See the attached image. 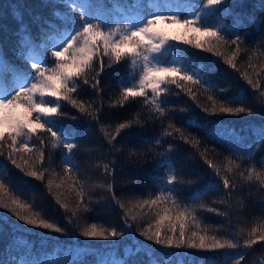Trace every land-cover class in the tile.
<instances>
[{"label":"trees","instance_id":"16d2710c","mask_svg":"<svg viewBox=\"0 0 264 264\" xmlns=\"http://www.w3.org/2000/svg\"><path fill=\"white\" fill-rule=\"evenodd\" d=\"M205 3L206 0H0V95L18 90V85L25 83L26 78L29 84L32 82L34 60L54 66L52 48L71 32L72 20L79 11L101 23L104 31H122V25L147 18L154 9L174 10L173 14L185 18L189 12L200 11ZM262 5L264 0H225L202 20L205 26H222L228 40L241 37L236 69L224 63V57L236 49L234 44L220 49L223 56H216L169 38L161 52L153 54L162 67L173 64L201 76L212 69L208 75L217 88V98L245 97L244 106L253 110L251 114L204 112V107L212 106L208 96L213 93L181 81L179 77L175 79L183 88H191L195 99L176 84L168 83L162 85L167 91L160 97L166 110L164 114L144 103V97L129 99L121 105L122 86L138 81L142 61L137 59L133 65L131 58L126 57L107 67L108 58L104 57L105 69L99 76L98 90L91 87L95 81L92 79L94 73H90V84H84L81 79L78 92L72 94L73 98L91 105L88 110L98 121L65 101L60 102L65 115L48 117L54 122V130L64 133L77 145L71 153L63 144L53 148L50 134L38 130L43 144L35 135L30 140L25 137L23 141L32 151L15 153L17 163L29 160L22 171L8 158L10 149L5 143L3 155H0V172L3 173L0 179L12 195L18 194L21 201L31 205V211L40 213L64 231L57 233L29 226L9 210L0 208V264H156L157 261L159 264H230L240 255L244 256L241 264H264V240L259 239L264 235V185L255 176L252 180L246 179L249 168L264 173L261 163L264 142L260 139L264 130ZM159 27L169 29V37L183 32L179 26L164 24ZM95 63L98 68L99 60ZM244 73L253 80L255 87L247 83ZM221 88L227 91L220 93ZM148 94L150 97V90ZM137 119L139 124L133 123L132 127L116 133L120 123ZM177 128L189 142H185L181 132L175 130ZM111 136L116 139L110 144ZM157 139L159 144L155 142ZM194 139L199 141L198 145H194ZM37 149L43 150V162L39 160ZM69 155L73 164L70 175L79 183L74 184L65 175L64 161ZM205 157L220 168V176L214 174ZM162 162H168L176 175L174 185L166 184L169 168ZM105 166L109 171H105ZM32 169L43 172V179L26 175ZM222 176H227L234 187L224 189ZM61 178L65 184L60 189L53 185L49 192L48 181L59 183ZM80 184H83L85 196L83 204L77 208L76 192ZM108 185L112 186L111 190ZM169 188L176 189L174 196L181 207L187 206L194 211L196 222H185L187 235L192 231L205 234L202 230L207 229V236L231 240L239 247L205 251L165 248L148 241L141 232L149 225L155 231L159 219L156 212L165 204L169 208L173 206L170 201L153 208L135 205L138 201L155 198L162 190L166 194ZM4 195L10 198L8 193ZM61 203H67L68 208H63ZM84 204L88 206L87 211ZM210 208L215 211H208ZM132 215H136L135 220L131 219ZM172 215V222H175V211ZM91 223L107 229L114 227L124 235L108 239L83 236L82 230ZM170 226L171 222L164 220L161 228L170 235ZM176 228L178 234V222ZM253 229H256V242L246 247L245 241L254 238L250 236Z\"/></svg>","mask_w":264,"mask_h":264},{"label":"snow or ice","instance_id":"6c2138e0","mask_svg":"<svg viewBox=\"0 0 264 264\" xmlns=\"http://www.w3.org/2000/svg\"><path fill=\"white\" fill-rule=\"evenodd\" d=\"M225 0H206L203 8L198 12L192 14L193 18L187 17L181 18L179 14H152L149 18L142 20L137 25H128L124 31L108 30L104 31V26L101 23L94 22L91 18L87 17L83 11H79L77 17L72 20V30L69 32L58 50L51 53L55 60L54 66H45L44 62H33L31 68L35 70V74L30 77L31 83H28V78L25 79V83L19 87V90H14L11 93H5L0 95V155H3V146L7 143L10 149L8 158L12 161L17 168L24 170V166L29 165V160L23 159V164L17 163L14 158L15 153L19 151L31 152L32 149L29 144L23 141V138L27 137L29 140L32 136H36L38 140V130L44 131L50 134L53 138L52 147L57 148L61 144L71 153L76 144L72 143L66 138L64 133L54 130V122H50L48 117L50 116H63L64 112L61 111V101H65L72 105L73 108H77L81 113H86L92 116L93 119L98 121V117L93 115L92 111L88 109L91 105H86L83 101L73 98V93L78 92V81L83 79L84 84H90L89 74L94 73L92 79L95 83H91L93 89L98 90L100 83L99 76L105 69L104 57L108 58L107 67H111L113 63H120L124 58L130 57L131 63L136 64L137 59H142V68L139 73V79L135 83L129 85L124 84L122 86L121 99L119 103L123 105L124 102L129 99L136 97H144V103L151 104L155 110L161 114L165 113V109L162 107V101L160 99L161 94L166 92L167 89L162 85L172 83L176 84L177 87L185 90L188 95L195 99V95L192 93L191 88H183L175 77H179L181 81L190 82L192 85H199L204 88L205 91L213 94L208 96V100L212 102L211 108L204 107L203 111L211 115L218 114H230L240 115L242 113L251 114L253 111L250 107H245L246 98L242 96L235 97H222L217 98L215 93L217 88L211 83L210 76L208 73L212 69H208L203 76L199 73H190L186 68L169 66L162 67L161 62L155 57L150 55L151 53H159L169 43V38L172 40L182 41L185 44L192 45L197 49H202L206 52H211L216 56H223L224 53L220 51L221 48H225L227 45H237L236 49L228 56L224 57V63L232 67L237 68L235 63L237 54L240 51L239 42L241 37L236 36L233 40L226 39L223 34L222 26H205L202 20L205 16H208L212 10L216 9V6L222 5ZM74 8L77 7L75 3L72 5ZM264 7V5H262ZM167 24L171 26H179L183 30L180 35H171L163 31L159 26ZM190 37V38H189ZM99 60V67L97 68L96 60ZM135 79V74H131ZM172 77V79H169ZM245 80L250 85L253 84V80L248 76L247 73L243 74ZM149 90L151 96L149 97ZM227 89H219L220 93H225ZM264 96V93H261ZM54 97L55 99H48ZM236 105V106H233ZM94 111H98L94 110ZM35 113V115H33ZM75 119V117H73ZM133 123L139 124L140 121L137 119L135 122L128 121L123 122L116 128V133L119 134L121 130L132 127ZM170 128H174V125L169 124ZM181 132V137L185 142H189L188 138L183 135L180 129H175ZM166 135H171L170 132H166ZM116 136H111L108 142L111 144ZM261 141L264 142V130L261 132ZM10 141V143H8ZM157 144L160 140L155 141ZM194 145H198V140L192 141ZM43 144V140H40ZM20 147L17 148L16 145ZM258 145L257 147H260ZM39 152V160L43 162L44 153L42 149H37ZM206 163L216 176H220V168L213 164L211 160L205 157ZM165 167L169 168V175L166 179L167 185H174L177 182V177L172 172L170 164L168 162H162ZM229 163H234L229 161ZM264 165V160L261 161ZM239 167V165H236ZM232 169L229 167L228 171ZM105 171H109L108 166H105ZM246 179L252 180L253 177L260 181L261 185H264V173L257 172L253 168H249ZM64 172L68 177V180L76 181L74 176L70 175L73 172L72 157L66 156L64 161ZM3 173L0 172V176ZM26 175L35 177L36 179H43V172H38L34 169L27 171ZM244 175V173H240ZM223 182V188L229 189L234 187L231 185L227 176L221 177ZM65 184V180L61 178L59 183H55L54 180L48 181V189L51 192L53 185L55 188L60 189ZM69 185V187H73ZM210 186V189L211 190ZM109 190L112 186L108 185ZM175 188H169L167 193L162 190L155 198L145 199L138 201L136 207L143 208L147 205L149 208L159 207L160 204L170 201L172 208H169L166 204L160 210L156 212L159 219L156 221V229L152 230V226L141 232L148 241H154L156 245H161L165 248H176V249H196L212 251L223 248H238V243H233L231 240H221L216 236H207V229L202 231L205 234H201L200 231H192L191 235H187L186 232V221L192 220L196 222L194 211L187 206L181 207L177 202L174 192ZM5 193H8L10 198H5ZM79 197V203L83 204L85 191L83 184H80L79 190L76 192ZM113 199L115 196L113 195ZM57 202L59 197H57ZM61 206L65 209L68 208L67 203H61ZM84 210H88L87 204H84ZM120 207L124 205L121 203ZM200 207H205L200 205ZM0 208H4L13 213L20 221L29 226L37 228L52 230L60 233L64 229L57 224L49 221L42 217L38 212L31 211V205L20 200L19 195H12L8 186L5 182L0 179ZM173 211H175L173 221ZM208 211H215V209H208ZM161 212L163 215H161ZM130 213V210H129ZM76 212L73 211V216ZM132 220L136 219V215L131 216ZM164 220L171 222V226L168 229L171 234H167L161 228ZM70 222V221H69ZM176 222L179 223V231L177 234ZM127 223V220H125ZM199 228V224H196ZM256 229L252 230L250 236L253 239L245 241L246 247H251L256 242L255 240ZM85 237L90 238H102L108 239L110 237H118L124 235L123 232H118L116 228L107 229L96 223H91L82 230L81 233ZM259 239L264 240V235H261ZM244 260V256L240 257L230 264H241ZM159 264V261L156 262Z\"/></svg>","mask_w":264,"mask_h":264},{"label":"rangeland","instance_id":"374dc122","mask_svg":"<svg viewBox=\"0 0 264 264\" xmlns=\"http://www.w3.org/2000/svg\"><path fill=\"white\" fill-rule=\"evenodd\" d=\"M156 13L168 15V13H170V11H166V10H162V9H160V10L157 11V10L155 9V10H153V11L149 14V17H150L152 14H156ZM187 16H188L189 19H191V18L193 17L191 12H190L189 14H187ZM149 17H148V18H149ZM142 20H145V19H143V18H139V20H134V21H132L131 23L127 24L126 26L122 25V26L120 27V29H121L122 31H124L128 25H137V24H139ZM160 28H161L163 31H165V32H167L168 34H170L169 29H166L165 27H160ZM176 30H177V29H176ZM58 49H59V47H54V48H52V52L55 51V50H58ZM153 54H155V53H151L150 55L154 56ZM33 62H42V60H40V59H36V60H34ZM23 84H24V83H20V84L18 85L17 89L19 90V87H20L21 85H23Z\"/></svg>","mask_w":264,"mask_h":264}]
</instances>
